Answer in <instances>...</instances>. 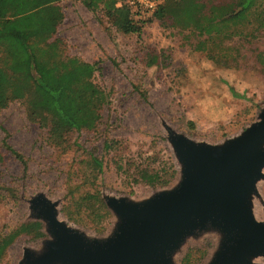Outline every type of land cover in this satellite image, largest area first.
Masks as SVG:
<instances>
[{
    "label": "rangeland",
    "instance_id": "obj_1",
    "mask_svg": "<svg viewBox=\"0 0 264 264\" xmlns=\"http://www.w3.org/2000/svg\"><path fill=\"white\" fill-rule=\"evenodd\" d=\"M128 1L104 0L95 11L81 0L59 2L63 19L54 37L62 40L65 55L95 63L92 82L107 94L95 129L68 132L56 147L47 140L46 128L27 118L23 102L14 100L0 109V233L33 221L42 233L17 235L0 264H22L25 254L32 259L52 238L39 207L31 205L37 194L53 204L59 221L87 241L107 239L119 222L107 198L141 204L180 183L183 166L169 133L219 146L241 134L264 108V66L254 55L264 51V30L225 42L235 59L216 64L207 44L194 50V35L159 23L142 3L133 4L140 10L133 16L140 34L123 32L125 12L118 7ZM3 138L25 168L4 148ZM143 172L160 175L157 183L141 179ZM261 173L246 195L259 221L264 220V166ZM99 202L108 217L103 218ZM226 237L220 226L204 225L183 237L169 264H210ZM187 251L191 257L182 263ZM242 264H264V256H248Z\"/></svg>",
    "mask_w": 264,
    "mask_h": 264
},
{
    "label": "trees",
    "instance_id": "obj_2",
    "mask_svg": "<svg viewBox=\"0 0 264 264\" xmlns=\"http://www.w3.org/2000/svg\"><path fill=\"white\" fill-rule=\"evenodd\" d=\"M104 0H81L89 11H95ZM151 16L159 23L187 30L195 36L193 49L206 45L207 54L216 64L233 61L224 43L233 38L254 37L264 30V0H153ZM60 0H0V109L14 100L23 102L30 121L46 128L47 140L59 147L68 132L93 130L100 120V111L107 103V94L92 82L95 63L78 60L63 52L62 40L54 37L63 19ZM104 7V6H103ZM123 17V32L140 34L139 21L133 16L140 10L126 4L118 7ZM105 9L110 17L111 11ZM123 20V21H122ZM255 60L264 66V51L255 52ZM229 91L233 93L232 89ZM2 145L21 162L19 153L5 139ZM100 169V162L91 157ZM147 183H157L160 175L141 173ZM163 182V181H161ZM103 218L108 217L99 202ZM20 233L40 236L38 221L20 224L0 233V258L6 247ZM190 251L181 262L189 261Z\"/></svg>",
    "mask_w": 264,
    "mask_h": 264
},
{
    "label": "water",
    "instance_id": "obj_3",
    "mask_svg": "<svg viewBox=\"0 0 264 264\" xmlns=\"http://www.w3.org/2000/svg\"><path fill=\"white\" fill-rule=\"evenodd\" d=\"M182 163V179L171 191L141 204L107 198L119 218L107 239L87 241L59 221L43 195L30 200L46 221L52 238L22 264H169L173 249L187 234L217 225L227 234L210 264H242L264 256V220H255L246 203L256 179L263 176L264 108L237 137L219 146L196 144L169 133Z\"/></svg>",
    "mask_w": 264,
    "mask_h": 264
},
{
    "label": "built area",
    "instance_id": "obj_4",
    "mask_svg": "<svg viewBox=\"0 0 264 264\" xmlns=\"http://www.w3.org/2000/svg\"><path fill=\"white\" fill-rule=\"evenodd\" d=\"M128 3L132 6H134L133 4L135 3H142L148 8H153V6L155 5V2L153 0H129Z\"/></svg>",
    "mask_w": 264,
    "mask_h": 264
}]
</instances>
